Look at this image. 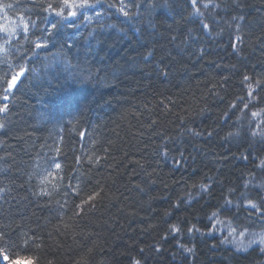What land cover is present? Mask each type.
<instances>
[{
  "label": "trees",
  "instance_id": "1",
  "mask_svg": "<svg viewBox=\"0 0 264 264\" xmlns=\"http://www.w3.org/2000/svg\"><path fill=\"white\" fill-rule=\"evenodd\" d=\"M109 2L119 7V0H102L99 19L83 21L81 16L72 27L59 22L47 47L34 49L39 30L48 26L44 16L55 19L36 15L47 0H0L15 5L6 10L7 21L0 12V24L14 30L7 36L0 33V95L4 81L20 64L29 69L7 102L8 112L0 114L5 125L0 129V229L13 239L27 233L35 240L30 247L13 249L10 256L17 264H27L26 258L39 264H131L133 259L141 264H226V253L210 248L212 238L197 234L193 240L187 228L195 225L206 231V214L221 195L219 182L226 194L229 186L250 179L248 173L264 158V153L256 155L257 145L248 161L239 159L247 154L248 144L225 143L223 137L235 129L220 119L242 78L231 76L225 66L236 65L239 73L253 76L264 73V0H244L242 9L231 8V0H212L228 5V10L215 17L220 23L211 36L189 31L194 26L182 17L190 8L172 15L166 9L150 11L145 0H125L132 13L126 19L116 9H107ZM133 2L144 7H133ZM204 3L208 0H201L208 22L215 10L204 9ZM241 13L247 19L237 32L235 24H228ZM22 16L37 27L30 25L25 33ZM230 42L242 51L233 54ZM202 48L207 54L201 59L196 53ZM223 76L231 79L221 89ZM182 127L205 135L182 134ZM207 130L216 132L210 140ZM158 133L172 138L167 143L170 158L179 159L183 152L194 156L195 163L159 161ZM58 148L65 157V172L75 176V167L86 178L79 197H65L62 188L54 191L51 184L45 186L51 197L34 195L39 179L32 174L48 157L57 156ZM76 157L81 158L79 164ZM208 176L217 181L212 199L174 207L189 193L197 195L193 184L208 183ZM92 191L100 192L92 202L95 207L86 206L83 214L75 215V205ZM178 222L181 234L162 239ZM180 243L194 247V252H184ZM157 246L163 249L158 254ZM234 264H264V255L257 248Z\"/></svg>",
  "mask_w": 264,
  "mask_h": 264
},
{
  "label": "snow or ice",
  "instance_id": "2",
  "mask_svg": "<svg viewBox=\"0 0 264 264\" xmlns=\"http://www.w3.org/2000/svg\"><path fill=\"white\" fill-rule=\"evenodd\" d=\"M148 4L149 10L154 9H166L172 15H177L178 9L189 11L186 17L182 19L194 26L189 31L199 30L201 35H212L213 26L218 25L220 22L216 20V16H219L222 11L228 10V5L221 7L220 4H213L212 0H208V3H204L202 6L204 9L212 8L215 10V15L212 16L208 22H205V13L201 11V0H145ZM128 4L125 0H119V7L115 3H107V9H116L121 16L124 18H130L132 13L128 11ZM133 7L143 8V4H136L133 2ZM244 0H231V8L242 9L245 7ZM15 7L12 3L0 4V12L4 13L3 19L8 20L6 10L13 9ZM104 4L102 0H47L45 6L44 3L39 4L40 12L36 15L48 14L55 17L54 20H48L47 15L44 16L43 22L47 23V27L39 30L37 40L33 41L34 49H43L47 47V40L51 36L52 32L57 28L59 22L67 21L68 26L72 27L75 20L79 17H83V21H89L91 17L87 14L88 10H93V13L97 19L104 14ZM99 8V10H97ZM247 19L246 15L238 14L231 17V23L228 27L231 28L233 24L236 26L237 32L241 31L244 27L241 21ZM20 21L23 24V31L28 32L29 26L37 27L36 22L29 20L24 22V17H20ZM53 21H56L55 23ZM16 27H20L19 24ZM103 27V25H100ZM223 29H221V35ZM0 33H4L5 36L14 34V30H10L4 24H0ZM35 35V33H33ZM200 37H197L199 39ZM175 39V37H173ZM235 40L241 42V36L236 35ZM8 41L5 39V44ZM230 46L233 50V54H238L242 49H239L237 43L230 42ZM34 49H29L34 51ZM207 54V50L202 48L196 55L201 59ZM27 57V53L20 57L23 61ZM11 68V65L9 66ZM221 67V65H217ZM228 67L231 76L241 75L242 78L238 81L239 92L234 99L229 103L228 108L223 112L221 120L229 128H234L235 131H229L223 140L225 143H231L236 141L238 143L248 144L247 154H242L239 159L248 161L252 156V150L255 146L259 145L260 149L257 152V156L264 153V73L256 74L255 76L249 75L248 73H239L236 65L225 66ZM29 69L25 68L23 64L18 66V70L12 72L10 78H7L4 83L6 87L3 88V94L0 95V114H6L10 108L8 101H11L14 96L18 84L25 76ZM34 71V70H33ZM168 75L167 72L164 73ZM231 76H223L221 81H218V86L223 89L228 85ZM3 79V78H0ZM219 95V93H214ZM203 111V110H202ZM239 113V115H237ZM235 117V120L232 118ZM183 124L184 117H181ZM230 122V123H229ZM5 127L4 124L0 123V129ZM182 134H190L193 137H201L205 135L204 131H196L192 128H181ZM157 135L161 136L162 143L158 146L157 156L159 161L171 160L174 166H180L181 164L187 163L189 159L195 163V157L185 156L183 152L180 153L179 159L175 156L170 158L169 150L167 147L168 141L172 138L164 136L162 133ZM216 135L215 130H207L206 136L210 140ZM57 156H50L44 164L39 167L32 175L39 179V191L34 192V195L44 197H51L50 192L45 186L51 184L52 189H63V195L65 197H79L81 193L85 191L87 187V181L83 173H80L78 169L73 167V172H76L75 176L69 175L65 172L66 165L62 162L65 157L63 156L61 149H56ZM237 157H233L236 159ZM76 163L79 164L81 158L76 157ZM158 161V163H159ZM255 163V158H253ZM65 173V175H61ZM30 175V179L32 178ZM151 176V173H149ZM250 179L243 180V174L241 175L242 183H235L227 188V193L223 191V182L221 184V195L215 205H211L212 210L206 214L205 219L207 220L206 231H202L200 228L192 225L187 228V236L191 239H195L197 234L201 238H212L213 243L210 248L213 250L221 251L226 253L223 257L226 264H234L235 261L241 260L244 257L252 255L259 249V254L264 255V158L260 159V163L255 165V170L248 173ZM260 178L257 180V178ZM67 179L68 183H63ZM208 183L200 182L198 185L193 184V188L196 189L197 195L188 194L187 200H180L174 207L180 205H186L191 207L193 203H199L205 197L212 199L214 196V185L217 183L213 177H206ZM75 181V184L72 183ZM155 183V181H151ZM139 188V185H137ZM140 191H143L141 188ZM100 195L98 191H92L91 194L87 195V199H81L79 204L75 207L79 209L75 215L83 214L85 207L94 208L96 197ZM59 203V202H58ZM67 200H65V204ZM207 203V202H206ZM65 204H60V208L63 209ZM221 216H225L226 220H220ZM220 224H224L225 227L221 229ZM259 227L260 232L254 231L255 228ZM180 223L172 224L166 231L165 236L162 239H167L168 235H180L182 232ZM217 233H226L223 235H217ZM35 243L28 237L27 233L22 236H18L13 239L5 231L0 229V260H3L5 264H17L11 256L10 252L13 249H19L21 246L30 247ZM180 249L191 255L194 252V247H188L184 243L178 245ZM163 249L157 246L154 251L158 254ZM144 250L141 249V252ZM187 259V258H185ZM27 264H39V261H33L31 258H26ZM131 264H141V260L133 259Z\"/></svg>",
  "mask_w": 264,
  "mask_h": 264
},
{
  "label": "bare ground",
  "instance_id": "3",
  "mask_svg": "<svg viewBox=\"0 0 264 264\" xmlns=\"http://www.w3.org/2000/svg\"><path fill=\"white\" fill-rule=\"evenodd\" d=\"M97 10H99V8ZM87 14L91 17V19L96 18L93 11H91V10H88ZM87 24H88V22H87Z\"/></svg>",
  "mask_w": 264,
  "mask_h": 264
},
{
  "label": "rangeland",
  "instance_id": "4",
  "mask_svg": "<svg viewBox=\"0 0 264 264\" xmlns=\"http://www.w3.org/2000/svg\"><path fill=\"white\" fill-rule=\"evenodd\" d=\"M256 232H260V231H256Z\"/></svg>",
  "mask_w": 264,
  "mask_h": 264
}]
</instances>
